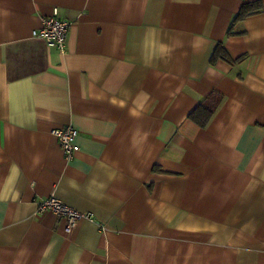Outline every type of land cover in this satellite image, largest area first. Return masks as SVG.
Masks as SVG:
<instances>
[{
	"label": "crops",
	"instance_id": "1",
	"mask_svg": "<svg viewBox=\"0 0 264 264\" xmlns=\"http://www.w3.org/2000/svg\"><path fill=\"white\" fill-rule=\"evenodd\" d=\"M244 1L0 0V264H264V0L232 23ZM54 9L62 53L31 35ZM48 195L93 220L66 231Z\"/></svg>",
	"mask_w": 264,
	"mask_h": 264
},
{
	"label": "built area",
	"instance_id": "2",
	"mask_svg": "<svg viewBox=\"0 0 264 264\" xmlns=\"http://www.w3.org/2000/svg\"><path fill=\"white\" fill-rule=\"evenodd\" d=\"M69 21L60 18L57 10L54 9L52 14L41 18V25L37 29H33L31 35L35 38L43 40L46 45L55 47L59 52L65 51V43ZM50 133L56 137L60 149L66 159H71L74 153L79 149L75 138L77 129L71 125L57 127L51 129ZM51 211L57 217L65 220L66 231H71L80 219L93 220V216L89 212L80 211L74 207L61 201L54 195H48L36 204V212L43 213Z\"/></svg>",
	"mask_w": 264,
	"mask_h": 264
},
{
	"label": "trees",
	"instance_id": "3",
	"mask_svg": "<svg viewBox=\"0 0 264 264\" xmlns=\"http://www.w3.org/2000/svg\"><path fill=\"white\" fill-rule=\"evenodd\" d=\"M263 9L261 0H247L242 3L238 12L232 18V23L242 21L249 15L260 12ZM231 33V29L228 30V34ZM217 58L223 59L228 63H234L239 59H233L229 56L226 49L218 43L212 53L211 63ZM222 100V95L213 91L204 100H202L192 111L189 112L188 118L196 123L199 127H205L211 119L216 108Z\"/></svg>",
	"mask_w": 264,
	"mask_h": 264
}]
</instances>
